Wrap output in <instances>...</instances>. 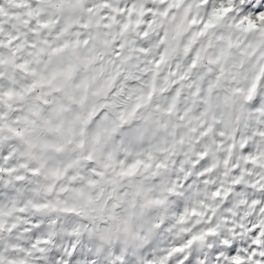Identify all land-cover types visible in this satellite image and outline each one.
Returning a JSON list of instances; mask_svg holds the SVG:
<instances>
[{
	"label": "clouds",
	"instance_id": "9594fccd",
	"mask_svg": "<svg viewBox=\"0 0 264 264\" xmlns=\"http://www.w3.org/2000/svg\"><path fill=\"white\" fill-rule=\"evenodd\" d=\"M0 264H264V0H0Z\"/></svg>",
	"mask_w": 264,
	"mask_h": 264
}]
</instances>
